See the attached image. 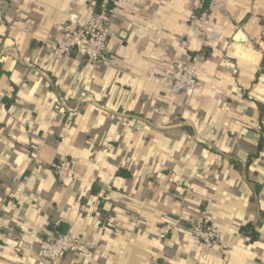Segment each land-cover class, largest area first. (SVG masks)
Segmentation results:
<instances>
[{
	"label": "crops",
	"instance_id": "1",
	"mask_svg": "<svg viewBox=\"0 0 264 264\" xmlns=\"http://www.w3.org/2000/svg\"><path fill=\"white\" fill-rule=\"evenodd\" d=\"M110 1L91 62L52 45L94 0H5L0 264H264V0ZM183 65L199 86L174 93ZM64 231L81 246L47 261L43 241Z\"/></svg>",
	"mask_w": 264,
	"mask_h": 264
},
{
	"label": "built area",
	"instance_id": "2",
	"mask_svg": "<svg viewBox=\"0 0 264 264\" xmlns=\"http://www.w3.org/2000/svg\"><path fill=\"white\" fill-rule=\"evenodd\" d=\"M211 9L224 11L223 0H207ZM110 0H103L102 10L95 12L90 19L79 22L80 33L76 30H66L55 39L52 45V52L58 58H64L70 54L74 48H78L91 62L97 61L107 51L109 43V32L107 28L108 12L106 5ZM5 0H0V20L6 11ZM207 14H203L206 18ZM199 86L196 68L193 65H183L172 77V90L174 93L190 92ZM56 174L62 182L69 181L74 173L71 159H64L55 167ZM4 217L0 215V227ZM193 233L201 242L208 246L223 243V238L212 225L204 222L193 224ZM80 242L72 235H56L46 238L41 247V256L47 261L57 263L63 253L78 249Z\"/></svg>",
	"mask_w": 264,
	"mask_h": 264
},
{
	"label": "trees",
	"instance_id": "3",
	"mask_svg": "<svg viewBox=\"0 0 264 264\" xmlns=\"http://www.w3.org/2000/svg\"><path fill=\"white\" fill-rule=\"evenodd\" d=\"M94 1H95V10H96V12L101 11L102 10V2H103V0H94ZM114 7H115V3L113 1H110L106 5V9H107L108 15L111 13V11H112V9ZM94 193H95V191H94ZM242 232L250 238V241H255L259 237V232L256 230V224L255 223H249V224L243 226L242 227Z\"/></svg>",
	"mask_w": 264,
	"mask_h": 264
},
{
	"label": "water",
	"instance_id": "4",
	"mask_svg": "<svg viewBox=\"0 0 264 264\" xmlns=\"http://www.w3.org/2000/svg\"><path fill=\"white\" fill-rule=\"evenodd\" d=\"M63 234L66 235V234H68V233H66V231H64Z\"/></svg>",
	"mask_w": 264,
	"mask_h": 264
}]
</instances>
